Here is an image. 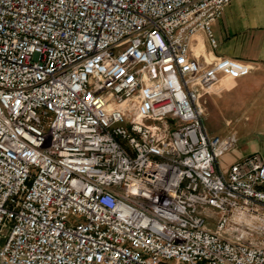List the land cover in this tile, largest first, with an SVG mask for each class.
<instances>
[{
  "label": "built area",
  "instance_id": "built-area-1",
  "mask_svg": "<svg viewBox=\"0 0 264 264\" xmlns=\"http://www.w3.org/2000/svg\"><path fill=\"white\" fill-rule=\"evenodd\" d=\"M230 1L0 0V264H264V160L199 103L252 69L196 49Z\"/></svg>",
  "mask_w": 264,
  "mask_h": 264
},
{
  "label": "crops",
  "instance_id": "crops-1",
  "mask_svg": "<svg viewBox=\"0 0 264 264\" xmlns=\"http://www.w3.org/2000/svg\"><path fill=\"white\" fill-rule=\"evenodd\" d=\"M212 31L217 47L211 48L200 34V51L252 66L248 75L220 79L200 92L207 131L236 140L235 148L218 160L227 170L230 163L251 153L264 160V0H231L212 23Z\"/></svg>",
  "mask_w": 264,
  "mask_h": 264
},
{
  "label": "rangeland",
  "instance_id": "rangeland-1",
  "mask_svg": "<svg viewBox=\"0 0 264 264\" xmlns=\"http://www.w3.org/2000/svg\"><path fill=\"white\" fill-rule=\"evenodd\" d=\"M230 233H231V235H235L236 234L235 231H230ZM258 238H259V236L253 235V236H249L248 240H256V241H258ZM1 241L2 240H0V242Z\"/></svg>",
  "mask_w": 264,
  "mask_h": 264
},
{
  "label": "bare ground",
  "instance_id": "bare-ground-1",
  "mask_svg": "<svg viewBox=\"0 0 264 264\" xmlns=\"http://www.w3.org/2000/svg\"><path fill=\"white\" fill-rule=\"evenodd\" d=\"M202 48V42L201 41H199V43H198V45H197V47H196V49L197 50H200ZM202 51V50H201Z\"/></svg>",
  "mask_w": 264,
  "mask_h": 264
}]
</instances>
